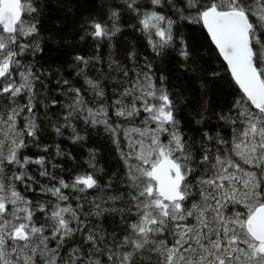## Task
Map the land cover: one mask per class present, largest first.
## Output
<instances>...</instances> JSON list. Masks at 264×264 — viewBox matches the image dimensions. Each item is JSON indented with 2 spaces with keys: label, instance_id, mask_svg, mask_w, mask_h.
<instances>
[{
  "label": "snow or ice",
  "instance_id": "6c2138e0",
  "mask_svg": "<svg viewBox=\"0 0 264 264\" xmlns=\"http://www.w3.org/2000/svg\"><path fill=\"white\" fill-rule=\"evenodd\" d=\"M0 264H264V0H0Z\"/></svg>",
  "mask_w": 264,
  "mask_h": 264
}]
</instances>
